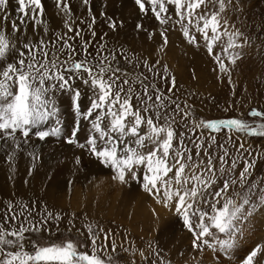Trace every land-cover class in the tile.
<instances>
[{
	"label": "snow or ice",
	"instance_id": "snow-or-ice-1",
	"mask_svg": "<svg viewBox=\"0 0 264 264\" xmlns=\"http://www.w3.org/2000/svg\"><path fill=\"white\" fill-rule=\"evenodd\" d=\"M133 2L140 13L147 15L150 11L162 28L161 52L168 45L170 27L179 25L183 38L195 47L201 46L196 36L199 33L210 56L220 43L232 65L242 58L239 50L244 41L237 43V40L243 33L229 31L234 26L225 15L229 8L237 9L236 0ZM14 3L15 18L8 11L10 0H0V149L8 150L6 160L14 164L17 156L27 151L34 170L39 155L34 145L28 150L33 137L36 141L62 138L63 143L81 152L86 150L89 156L114 169L113 179L119 183L127 184L129 180L141 183L157 203L182 217L192 233L194 251L202 253L208 248L230 257L238 237L243 235L244 222L257 209L251 199L257 190L259 204L264 206V187L251 181L256 161L264 159V154L251 147L245 149L244 140L233 154L229 147L235 145L217 144L213 133L225 131L229 140L233 133L264 137V122L250 123L241 118L191 119L192 110L187 102L182 107L173 98L174 75L156 73L159 81L167 85L165 91L144 73L136 74V67H127L134 61L126 51L109 48L103 38L94 45L95 15L90 20L77 18L70 0H55L62 23L58 26L61 30H52L43 0H14ZM80 3L92 12L91 0ZM173 13L177 17L174 23ZM104 16L112 32L123 27L122 20L106 12ZM80 24H86L88 40L84 39L85 29ZM136 28L148 31L143 23ZM153 35L155 32H149V40ZM213 59L219 73L226 74L231 83L230 69L221 56L215 55ZM121 61L126 62L125 66H121ZM141 63L152 73L159 61L149 64L144 59ZM163 72H168L166 65ZM85 98L87 105L83 103ZM63 102L69 104L73 114L72 129L67 135L59 106ZM249 117L264 120V110L251 109ZM49 121L54 124L45 127ZM85 121L89 127L81 141L79 133ZM205 130H209L207 142ZM74 163L80 165L79 156ZM241 163L243 167L237 175ZM237 185L247 189L243 197L234 191ZM20 207L22 210L16 213L11 211L10 203L0 222V264H114L110 253L116 252L117 244L111 232L88 223L87 236L80 241L65 239L42 245L31 237L49 233V222L58 223L61 215L49 211L34 222L35 209L23 204ZM221 234L227 238L221 239ZM152 251L157 260L150 264H166L156 249ZM262 253L264 245H257L242 264H257ZM140 256L147 259L143 252Z\"/></svg>",
	"mask_w": 264,
	"mask_h": 264
},
{
	"label": "rangeland",
	"instance_id": "rangeland-1",
	"mask_svg": "<svg viewBox=\"0 0 264 264\" xmlns=\"http://www.w3.org/2000/svg\"><path fill=\"white\" fill-rule=\"evenodd\" d=\"M43 3L45 10H48L49 5L55 4V0H43ZM70 3L74 1L70 0ZM128 3L125 7V13L129 12L128 15L114 17L124 22L123 27L115 32H112L105 22V12L113 17L106 10L105 4H103L105 6L93 4L90 6L91 13L87 14L86 9L83 13L74 16L90 20L91 16L95 15L97 20L94 28L97 35L92 38L94 45L103 38L109 48L126 51L134 61L127 67H136V74L144 73L150 80L156 82L158 87L165 91L167 89V85L159 81L156 73L174 75L176 89L173 98L177 99L182 107L187 102L192 110L191 119L241 118L250 123L264 122L261 118L249 117L251 109L264 110V0H236L237 9L229 8L225 13L230 25L234 26L230 27L229 31L239 30L243 33V37L238 39L237 43L244 41V47L239 50L242 58L238 59L235 65L228 60V53L223 52L220 43H217L213 50V56L219 54L230 69L231 83L226 74L219 73L218 64L206 51L199 33H196V36L201 46L195 47L183 38L179 25L170 27L168 45L161 52L159 31L162 28L158 27L156 19L150 11L147 15L140 13L133 0ZM14 8V0H10L8 11L15 18ZM45 15H48L46 11ZM176 19L173 13L172 23ZM48 20L50 29L61 30L58 27L62 23L60 17H54L52 21L50 18ZM138 23H143L148 31L137 30ZM80 27L85 29L82 35L88 40L90 33L86 24H80ZM149 32H155L151 40L148 38ZM105 33L107 35L103 36ZM49 36H52V31ZM222 39L226 42V38ZM78 42L79 38H77ZM137 57L139 61L136 60ZM144 59H147L149 64L159 61L152 73L143 67L141 62ZM125 63L121 61V66H125ZM164 65L167 66V73L163 72ZM84 92L87 93L86 88ZM133 102L135 103V100ZM83 103L87 105L88 100L85 98ZM59 106L64 114L65 135H67L72 129L73 114L67 102L60 103ZM52 124L54 121H49L45 127ZM88 127L87 121L81 125L79 133L81 141L87 135ZM208 131L205 130L206 142ZM213 134L216 136L217 144L235 145L229 147V151L233 154L241 140L246 141L245 149L251 147L264 154V137L233 133L232 139L229 140L225 131ZM33 145L39 155L34 170H31L33 161L27 155V151L20 153L16 159L17 163L15 162L16 164L21 162V165L16 167L17 176L12 177L17 183V186H13V190L19 195L15 197L16 203L14 202L13 205L19 204V200L21 203L13 210L18 212L21 204L34 208L32 217L34 222H38L49 211L58 213L62 217L58 223L49 222L48 227L51 229L49 233H37L31 237L39 244L58 243L65 239L80 241L87 236L85 225L90 223L113 234L112 239L117 244L116 252L110 253L114 264H133V262L150 264V261L157 260L153 248L160 253L166 264L169 261L171 264H242V260L251 250L257 245H264V206L259 204V190L251 196L252 201L257 204V209L244 222L243 235L238 237L232 255L229 257L220 251L208 248L201 253L193 250L192 233L188 231L182 217L157 203L144 191L141 183L131 180L127 184L119 183L113 179L114 169L89 156L86 150L81 152L80 149L63 143L62 138L36 141L33 137L28 150H31ZM0 151L6 154L8 150L0 149ZM194 153L195 149H193ZM77 156L80 158V165L74 163ZM10 164L12 163L7 161L0 162V188L1 185L9 182L12 184L8 177L1 174L6 170L4 167ZM242 167L241 163L236 170L237 175ZM30 170L31 174H29ZM251 181H258L261 187H264V159H257ZM234 191L241 193L243 197L247 189L237 185ZM229 195H232V191ZM245 207L248 209L250 206ZM220 238L227 237L221 234ZM149 245L152 247L150 248ZM124 249L128 251L125 252ZM140 252H143L147 259L141 257ZM257 264H264V253L257 257Z\"/></svg>",
	"mask_w": 264,
	"mask_h": 264
},
{
	"label": "bare ground",
	"instance_id": "bare-ground-1",
	"mask_svg": "<svg viewBox=\"0 0 264 264\" xmlns=\"http://www.w3.org/2000/svg\"><path fill=\"white\" fill-rule=\"evenodd\" d=\"M71 1L72 2L74 1V3L71 4L73 6L74 15L77 16L79 13H83L87 9L83 4L80 3V0H71ZM128 2H130V0H91L90 6L93 4H101V5L105 4L106 8H107L106 10L108 11V13L110 15H112L113 17H119L122 15H128L129 12L125 13V11H126L125 7L127 4H129ZM105 5H103V6H105ZM49 6H50V8H48V10H45L46 14H48V15H45L47 20L50 18L52 21L54 19V17H60V15L58 14L59 10L57 9L56 4H52V6L51 5H49ZM86 12H87V10H86ZM88 13L89 12H87V14ZM56 14H58V15H56ZM48 22H49V20H48ZM4 161H7L6 160V154L1 153V151H0V162H4ZM16 163L7 165V167H4L6 170H4L1 173L5 177H8L10 179V181H12V184H11V182H9L8 184L1 185V188H0V222H3V218L5 215L3 213H6L9 211L8 206L10 203L12 205L11 211H14L13 209L21 203V201L19 200V202H20L19 204L13 205V203L16 201L15 197H17L18 194H16L15 191L13 190V186H17V183L12 177L17 176L16 167H17V165H21V162H19V164H16ZM21 210L22 209H20L16 213H19Z\"/></svg>",
	"mask_w": 264,
	"mask_h": 264
}]
</instances>
